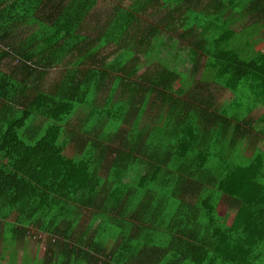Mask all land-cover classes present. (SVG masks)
<instances>
[{"label":"trees","instance_id":"16d2710c","mask_svg":"<svg viewBox=\"0 0 264 264\" xmlns=\"http://www.w3.org/2000/svg\"><path fill=\"white\" fill-rule=\"evenodd\" d=\"M95 2L0 0L3 241L36 228L63 238L59 261L76 245L88 264H264V112L248 117L264 105V0H108L87 28ZM142 55L159 62L139 72Z\"/></svg>","mask_w":264,"mask_h":264},{"label":"rangeland","instance_id":"374dc122","mask_svg":"<svg viewBox=\"0 0 264 264\" xmlns=\"http://www.w3.org/2000/svg\"><path fill=\"white\" fill-rule=\"evenodd\" d=\"M108 0H96L95 2V5L91 8V10L89 11L88 15H87V28L90 27L91 25H94L98 20L100 19H104L106 16H107V13L108 11L110 10V7H109V4L107 3ZM119 0H115V3L118 2ZM111 4V3H110ZM168 8V7H167ZM176 15V12L173 11L170 12L169 10L165 9V8H162L158 13H156L154 15V17L156 16V18L158 17L157 21L159 23V28L162 27V29H170L172 27V24H170V21L172 20L171 16L174 18V16ZM153 17V18H154ZM248 17L249 16H245L239 20H237L234 24V28L235 29H238L240 28L243 24H246L247 23V20H248ZM257 30L261 31L262 29H264L262 27V25H258L256 27ZM36 30L35 28H31L29 26H25L23 28H20L18 29V34L22 35L23 38H29V34ZM163 31H166L167 30H163ZM85 32L87 33V36L90 37V38H94L95 35L98 34V30H93L92 29H89L87 30L85 28ZM178 33V31H177ZM257 37L259 38L261 34H258L257 33ZM161 36L163 38H165V33H161ZM256 38V37H254ZM174 41V36H171L168 40V44H167V48H169V45H170V42ZM114 47L116 49V52L118 51V48L117 46H113V45H108V46H105L103 47L101 50H100V54L101 55H107L109 58H111L113 56V51H114ZM162 47L165 49V46L164 44L162 45ZM263 48H264V44H263ZM165 52L163 51L161 53V56L164 55ZM187 54H188V51L186 49H184V51L182 50V52L180 53L181 57H187ZM155 59V58H154ZM154 59H149V58H146V56L142 55L140 56V60H139V63H138V68L140 69L139 72H142L143 70H145L146 68H148L150 66V64H152L154 62ZM157 62H159L157 59H155ZM169 60H170V63H169V67L171 70H174L176 73H182L184 75V78H186L187 80L190 79H198L199 78V73H197L196 75H193V77H191V66L192 64L189 62V61H177L176 59L172 58V57H169ZM64 61L63 60V63L62 64H59V65H53L52 67H50L48 69V74L46 76V79L48 81H51L53 80L54 78L58 77L59 76V72L62 70L63 66H64ZM5 64L7 65H14V61L12 62H5ZM110 77H113V76H110ZM204 81V84H205V80ZM202 84V83H201ZM203 84V85H204ZM243 85H245V83L243 82ZM107 86V84H105V87ZM102 88L100 91H97L95 93V98H94V102L95 104L98 103L100 100V102H102V99L103 97L105 96L106 94V88ZM211 89H214V88H211ZM116 97H122V90L121 89H118L117 92H116ZM223 102H226V104H221L219 103V106H218V109L222 110L224 109L227 113L230 112V102L229 101H224ZM87 112H89V109L88 107H85L83 109H80L78 111V113L76 115H74L71 120H70V123H75L76 121H78V119L80 120H83L86 116H87ZM229 159H232V157H229ZM86 220H84V223H85ZM2 226V223L0 222V227ZM29 238V236H28ZM32 239V238H31ZM29 240V247L27 248L28 250L31 249V246H32V240ZM34 240V239H33ZM24 248H26V246L24 245Z\"/></svg>","mask_w":264,"mask_h":264},{"label":"crops","instance_id":"0c3cea01","mask_svg":"<svg viewBox=\"0 0 264 264\" xmlns=\"http://www.w3.org/2000/svg\"><path fill=\"white\" fill-rule=\"evenodd\" d=\"M204 88L205 84L203 85ZM209 88H213L211 85H208ZM213 90V89H209ZM224 92V91H222ZM263 103V102H262ZM264 112V105H258L255 107L248 115L251 118H257ZM264 143V140L262 141ZM87 220V219H85ZM86 223V221H85ZM98 220L93 224V227L96 228L98 225ZM85 225V224H84ZM2 231L6 232L5 223L2 222V226L0 227V254L4 257L5 264H88L86 260H84L83 255L81 253V249H78L75 245H70L73 249L71 255L67 258L65 257L63 261H59L60 253L58 249L60 246L64 245L61 243H52L49 244V240H38L33 238V234H43L40 231H33L28 236L21 238L18 242L7 241L4 242L2 238ZM18 231H13L10 234L18 237ZM60 237V236H58ZM32 238V239H31ZM61 241H63L62 237ZM32 240L31 249L28 250L29 240ZM34 239V240H33ZM24 245L26 248H24ZM85 251L87 249H84ZM56 251V252H54ZM89 252V251H88Z\"/></svg>","mask_w":264,"mask_h":264},{"label":"clouds","instance_id":"9594fccd","mask_svg":"<svg viewBox=\"0 0 264 264\" xmlns=\"http://www.w3.org/2000/svg\"><path fill=\"white\" fill-rule=\"evenodd\" d=\"M30 230H29V234H31L33 231H37V229L36 228H29ZM39 231V230H38ZM41 232V231H40ZM43 234H33L32 236H33V238H35V239H38V240H49V242H52V243H56L55 241H56V239L58 238V237H54V238H49V239H47V234L46 233H44V232H42ZM38 235H42L41 237H38ZM76 246V245H75ZM78 249H80L82 246H76ZM103 258V257H102Z\"/></svg>","mask_w":264,"mask_h":264},{"label":"built area","instance_id":"2783aa9c","mask_svg":"<svg viewBox=\"0 0 264 264\" xmlns=\"http://www.w3.org/2000/svg\"><path fill=\"white\" fill-rule=\"evenodd\" d=\"M42 235H38V237H41Z\"/></svg>","mask_w":264,"mask_h":264}]
</instances>
